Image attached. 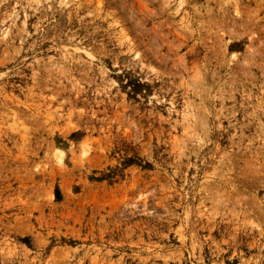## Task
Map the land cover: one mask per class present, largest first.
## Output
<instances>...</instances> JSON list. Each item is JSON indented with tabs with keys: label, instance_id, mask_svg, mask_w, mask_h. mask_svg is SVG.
Returning <instances> with one entry per match:
<instances>
[{
	"label": "rangeland",
	"instance_id": "obj_1",
	"mask_svg": "<svg viewBox=\"0 0 264 264\" xmlns=\"http://www.w3.org/2000/svg\"><path fill=\"white\" fill-rule=\"evenodd\" d=\"M0 264H264V0H0Z\"/></svg>",
	"mask_w": 264,
	"mask_h": 264
}]
</instances>
